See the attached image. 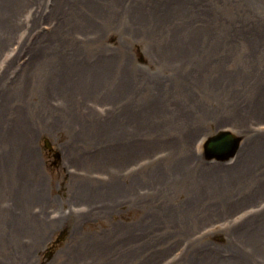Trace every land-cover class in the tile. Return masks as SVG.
<instances>
[{
  "label": "rangeland",
  "instance_id": "374dc122",
  "mask_svg": "<svg viewBox=\"0 0 264 264\" xmlns=\"http://www.w3.org/2000/svg\"><path fill=\"white\" fill-rule=\"evenodd\" d=\"M262 141L264 0H0V264H264Z\"/></svg>",
  "mask_w": 264,
  "mask_h": 264
},
{
  "label": "water",
  "instance_id": "95a60500",
  "mask_svg": "<svg viewBox=\"0 0 264 264\" xmlns=\"http://www.w3.org/2000/svg\"><path fill=\"white\" fill-rule=\"evenodd\" d=\"M240 141V137L229 131H219L208 139L205 145L206 153L209 157L230 158L237 152Z\"/></svg>",
  "mask_w": 264,
  "mask_h": 264
},
{
  "label": "trees",
  "instance_id": "16d2710c",
  "mask_svg": "<svg viewBox=\"0 0 264 264\" xmlns=\"http://www.w3.org/2000/svg\"><path fill=\"white\" fill-rule=\"evenodd\" d=\"M52 252H53L52 250H49V252H48L49 253V256L52 254Z\"/></svg>",
  "mask_w": 264,
  "mask_h": 264
},
{
  "label": "bare ground",
  "instance_id": "6f19581e",
  "mask_svg": "<svg viewBox=\"0 0 264 264\" xmlns=\"http://www.w3.org/2000/svg\"><path fill=\"white\" fill-rule=\"evenodd\" d=\"M255 142H256V141H255ZM257 142H258V141H257ZM257 142H256V143H257ZM261 143H262V144H264V142H263V141H262Z\"/></svg>",
  "mask_w": 264,
  "mask_h": 264
}]
</instances>
